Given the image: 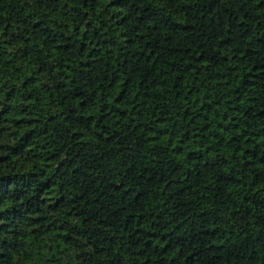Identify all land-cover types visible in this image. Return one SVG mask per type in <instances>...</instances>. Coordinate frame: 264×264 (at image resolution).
I'll return each mask as SVG.
<instances>
[{
  "label": "trees",
  "instance_id": "16d2710c",
  "mask_svg": "<svg viewBox=\"0 0 264 264\" xmlns=\"http://www.w3.org/2000/svg\"><path fill=\"white\" fill-rule=\"evenodd\" d=\"M0 264H264V0H0Z\"/></svg>",
  "mask_w": 264,
  "mask_h": 264
}]
</instances>
